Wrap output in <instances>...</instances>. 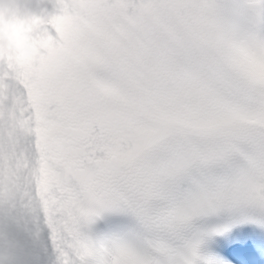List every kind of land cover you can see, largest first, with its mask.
<instances>
[{"label": "snow or ice", "instance_id": "obj_1", "mask_svg": "<svg viewBox=\"0 0 264 264\" xmlns=\"http://www.w3.org/2000/svg\"><path fill=\"white\" fill-rule=\"evenodd\" d=\"M0 15V264H264V0Z\"/></svg>", "mask_w": 264, "mask_h": 264}, {"label": "clouds", "instance_id": "obj_2", "mask_svg": "<svg viewBox=\"0 0 264 264\" xmlns=\"http://www.w3.org/2000/svg\"><path fill=\"white\" fill-rule=\"evenodd\" d=\"M17 2L23 4L24 0H17ZM27 27L26 17L0 15V47H2L4 54H7L9 48L13 53L25 51Z\"/></svg>", "mask_w": 264, "mask_h": 264}]
</instances>
